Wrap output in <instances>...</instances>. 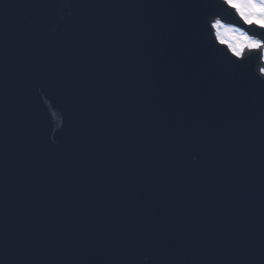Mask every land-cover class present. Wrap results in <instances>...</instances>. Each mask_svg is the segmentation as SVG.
I'll return each instance as SVG.
<instances>
[{"label":"water","instance_id":"1","mask_svg":"<svg viewBox=\"0 0 264 264\" xmlns=\"http://www.w3.org/2000/svg\"><path fill=\"white\" fill-rule=\"evenodd\" d=\"M83 1L84 6L77 14L80 19L77 24L78 28L98 31L97 35L82 36L73 40L52 41L47 39V41H43L41 36L45 32L38 29L37 26L26 25L25 20L17 16V11L19 10H17L14 3L10 0L7 5L14 8V11L7 10L10 13L8 17L11 23L5 29L0 30V134L2 128L9 124L13 125L15 128L13 132L16 134L15 139L5 142V147L0 148L1 154L4 153L6 148L12 150L15 147V150H13L14 156L8 159V161L0 157V167L7 164L4 171L0 169V175L3 173L5 176L4 180H8L9 177H7L6 169L11 166L20 167L24 169L27 178L25 184L19 182L20 184L15 187L18 191L25 188L37 189L40 180L44 181L45 189H55L57 193L54 194L55 207L50 208L48 216L44 215L41 210H37L35 213L37 214L35 216L41 215L42 218L47 219L43 220L42 223L48 230L53 229V224L48 221V217L54 215L52 211L55 210L61 201L67 198L66 193L62 191L65 177L79 163H82L75 148L69 150L63 148V143L71 145L75 144L76 141H81L79 137H71L68 132L77 130L78 134L84 132V136L88 134L91 137H93V131H102L106 134L104 128L107 127L106 121L110 117L109 114H111L108 111L114 110V98H117L116 96L124 91H140L144 97L148 98V94H145L144 91L151 90L153 84L155 85L157 81L169 79L167 73L158 74L155 80H153L154 74L149 73L148 70L144 74L140 73L145 69L149 57L146 51H142L136 47L137 44L128 45L129 35L141 33L142 22L148 20L149 22H154L161 30L165 27L163 31L165 36H174L178 40L185 42L184 29L187 27V21L192 20L202 7L180 8L175 5L190 2L202 5L205 0ZM17 2H21L24 6L26 0H17ZM0 7H3L2 2H0ZM61 28L62 26L58 30H61ZM79 29H75L74 32L83 34V31ZM202 42L210 47L206 38L200 39L197 51H199L201 56H203ZM57 50L63 51V59H58L59 53H57ZM160 50L162 52L153 55L150 62L156 64L164 61L167 52L164 51V48H160ZM179 55L184 58L180 52ZM71 57L80 58L82 61L75 64L69 63ZM30 62H34L36 68H29L28 63ZM27 70L37 78H40V82L45 84L44 86L52 82L51 78L54 77L53 74L57 75L59 81H55L54 83H57L56 87L59 90L64 89L67 95L64 98L55 97L52 99L58 104L55 111L60 112V110H65V117L68 116L65 121L63 117H59L61 119H57L58 122L52 124L51 121L48 122L46 119H41L32 112H30L31 117L28 115L19 116L18 113L22 107L15 104V102L18 99L29 98L31 92L36 89L31 88V83L27 79V73H25ZM16 85H20L21 88L13 92V88ZM248 86L249 84H239L238 92L244 94ZM170 89L171 93L166 104L167 110L170 111L168 114L172 118L177 117L178 120H182L181 126L184 127L187 124L188 128H196L190 122L183 120V110H180L176 104L177 102H175L180 97L188 98L189 96L185 93L175 92L174 85L172 84L170 85ZM251 89L259 91V88L256 89L254 85L251 86ZM102 92L105 96L104 106H102L103 99L100 98ZM190 95L202 96L197 90H190ZM46 97L44 89L41 88L31 96V99H35L34 102L36 99L40 100L39 103L36 102L37 107H43L46 106L44 105ZM24 108L26 109V107ZM117 109L121 111L120 113L117 112V119L112 115V121H115L118 126L120 123L121 128V137L119 142L116 143L115 148L118 151L115 161L117 167H121L119 160L123 155L126 157L134 156L137 160H145L146 152L153 154L161 150V152L164 151L162 161L174 160L176 162H179L178 158L185 160L191 156V154L185 153L188 151L187 148L180 144H178L180 145L178 147L177 142L174 140L171 141L173 143L172 149L165 148L163 150L160 143L155 145L153 140L146 137V130L154 133L158 130L154 121L142 117L140 124H131L123 113L126 109L123 107H118ZM143 110L145 112L152 111L154 110V105L152 103L147 104L143 107ZM93 113L96 114L99 123L88 121V118H94ZM7 114L11 117L5 119L4 117ZM49 115L48 117H50ZM53 115L56 114L54 113ZM63 124L68 132L62 130ZM214 125H219V121H212L209 132L212 131ZM7 131L11 132V130ZM259 131H261V127ZM105 148L106 144L103 139L99 148V156ZM178 150L184 153L175 154V151ZM190 152L193 153L192 149H190ZM67 162L75 163L70 166H63L64 163L68 164ZM171 172H173L171 168L163 169V171L158 173V176L165 183V180L171 179ZM188 175L191 177L190 173ZM149 181L147 180V182ZM216 182L221 189L223 187L221 179L216 180ZM159 187L160 190H163V195L166 196L168 193L165 191V184L163 188L162 186ZM158 196L159 192L156 191L153 196L154 201L151 204H148V202L144 203L147 212L140 214L136 222L131 221L132 224L140 226L143 223L141 221L143 217H147L150 221H156V218L162 219L161 212L153 210ZM69 200L74 203V199L69 198ZM185 200H189V202L186 203ZM191 201H194V199L184 196L180 200L173 199L165 203L166 208L171 210L172 213L176 212L177 209L183 208V210L189 211L190 216L194 215L192 220L182 222L179 214L171 217L170 215L167 216V213H164V216L172 221L173 226L178 225L177 227H168V229L179 235L181 242L187 245L188 248L195 250L194 256L185 259V263L183 264H242L246 252L235 250L228 244L222 247L220 245L215 246V248H222L224 253L222 258L213 257L208 260L206 257H203L206 251L204 247L207 243L212 242V240L203 238L206 230L205 228L197 229L198 224L196 219H199L200 222L206 219L207 222L216 221L219 223L223 220L216 214L213 216V220L208 219V207L210 203L207 200H202L203 202L198 204L197 210L196 208L194 209L193 204L198 203V200L196 202ZM187 204L189 207H184ZM128 206H134V202L126 204L124 208ZM30 216L33 217L34 215ZM78 217L81 219L80 214H78ZM129 219L127 220L130 221ZM256 222L264 228V204L260 215L247 212L246 220L242 223L250 228L249 225H254ZM34 223L35 221L30 222L23 227L25 239H28L29 231L35 228ZM222 226L224 224H219V227ZM1 227L0 239L4 242L6 240V231ZM211 234L213 236L217 235L218 231L213 230ZM196 235L202 237L197 240L198 245L195 244ZM257 235L264 236V229L257 233ZM41 237L44 236L38 234L34 239L35 243L39 244V241L42 244L46 243L45 239H40ZM7 253L9 252L0 246V264H13ZM177 258L184 257L177 255ZM14 261L16 260L14 259ZM262 261H264V256L260 258V262Z\"/></svg>","mask_w":264,"mask_h":264},{"label":"snow or ice","instance_id":"2","mask_svg":"<svg viewBox=\"0 0 264 264\" xmlns=\"http://www.w3.org/2000/svg\"><path fill=\"white\" fill-rule=\"evenodd\" d=\"M175 6L199 8L205 5L190 2ZM220 6L225 11L231 9L248 30L226 26L219 14H213L214 19L208 26V34L214 35L215 39L211 47L202 42L203 56L213 62L226 79L264 87V66L258 68V73L253 70L257 60L264 63V0H222ZM216 44L226 49L223 58L217 55L221 49L215 48ZM246 53L259 55L251 57Z\"/></svg>","mask_w":264,"mask_h":264}]
</instances>
